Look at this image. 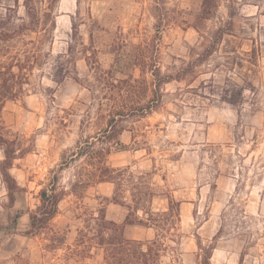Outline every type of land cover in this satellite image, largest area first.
Listing matches in <instances>:
<instances>
[{
    "label": "rangeland",
    "instance_id": "374dc122",
    "mask_svg": "<svg viewBox=\"0 0 264 264\" xmlns=\"http://www.w3.org/2000/svg\"><path fill=\"white\" fill-rule=\"evenodd\" d=\"M160 1L31 0L29 15L0 0L13 35L0 39V133L21 187L11 204L0 169V264H103L93 217L123 223L137 204L159 221L127 236L164 239L163 264H202L222 225L211 264H264V0ZM53 179L59 211L33 235ZM238 192L247 238L226 211ZM171 199L180 218L166 224Z\"/></svg>",
    "mask_w": 264,
    "mask_h": 264
},
{
    "label": "trees",
    "instance_id": "16d2710c",
    "mask_svg": "<svg viewBox=\"0 0 264 264\" xmlns=\"http://www.w3.org/2000/svg\"><path fill=\"white\" fill-rule=\"evenodd\" d=\"M30 1L31 0H25V4L28 14L32 15V10L34 9L32 5H30ZM158 1L159 3L161 2L160 0ZM202 2L203 7H205L204 11L209 9L208 12H210V8H212L211 4H213L215 0H203ZM225 33H228V31H226L224 27H219L215 31V38H220ZM12 37L13 35H11V33L0 34V39L8 40ZM210 46H208L204 52L205 55L212 54L211 51L213 47ZM170 77L171 75L168 78ZM113 129L114 125L110 122L107 124L104 132L109 134L112 133ZM0 146L4 152V158L0 163V169L3 179L7 185L10 202L11 204H14L17 199V193L21 190L17 179L11 173L14 160L18 157L17 150L13 145V142L1 133ZM205 146L214 149V147L219 145L210 143ZM106 168L111 169V167H108L107 165ZM112 170L114 169L112 168ZM63 194L64 191L61 189L59 190L56 179H53L50 183L41 188L39 192L40 204L37 206L35 211L30 213V233L37 235L49 226L59 211V203L63 198ZM237 194L238 195L236 197H231L229 200V207L226 210L229 215H231L233 212V218L231 217L232 219L229 225L231 224L235 230H237L239 236L247 238L250 234L248 221L246 220L247 215L245 214V210L241 208V206L237 205L236 199H238L239 192ZM180 204V202H175L172 199L169 201L168 210L165 211L163 216L166 224H172L175 219L180 218ZM129 207L131 208L130 205ZM139 210H141L140 206L138 204L135 205L134 212L129 214L123 223H117L113 220L107 219L103 211H101L100 216L93 217V219H95L99 233L98 236L100 238V242H98V244L105 250L103 264H163V251H165L167 248V244L164 242V239L158 237V235L147 240L135 238L133 235L127 236L126 229L128 226L131 227L140 224L145 227H153V224L150 223V220L159 221V216L154 217V213H149V217H145L144 215L140 216L138 213ZM131 216H133V219ZM225 226L222 225L218 233L215 235V242L211 243L207 247L200 245V249L204 251L202 264H211L210 259L212 256V251L217 244L216 240L221 237L223 232H225ZM85 238H87V241ZM94 238L95 237H90L89 234H84L83 238L79 239L84 244V246L88 248V257L92 256L90 253L92 244H90L89 240L92 241ZM80 241L78 243L79 246H81ZM81 252V249H78L77 252L73 253V255L81 256ZM240 261H244L243 253Z\"/></svg>",
    "mask_w": 264,
    "mask_h": 264
},
{
    "label": "crops",
    "instance_id": "0c3cea01",
    "mask_svg": "<svg viewBox=\"0 0 264 264\" xmlns=\"http://www.w3.org/2000/svg\"><path fill=\"white\" fill-rule=\"evenodd\" d=\"M147 228H151V227H147ZM132 235H133V237L138 238V239L145 238V236H146L145 232H143V233L138 232L137 229L133 230Z\"/></svg>",
    "mask_w": 264,
    "mask_h": 264
}]
</instances>
